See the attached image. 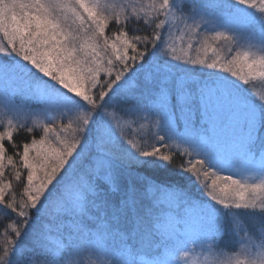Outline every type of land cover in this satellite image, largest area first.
<instances>
[{
  "label": "snow or ice",
  "instance_id": "snow-or-ice-1",
  "mask_svg": "<svg viewBox=\"0 0 264 264\" xmlns=\"http://www.w3.org/2000/svg\"><path fill=\"white\" fill-rule=\"evenodd\" d=\"M257 78L264 0H0V264H264Z\"/></svg>",
  "mask_w": 264,
  "mask_h": 264
},
{
  "label": "rangeland",
  "instance_id": "rangeland-1",
  "mask_svg": "<svg viewBox=\"0 0 264 264\" xmlns=\"http://www.w3.org/2000/svg\"><path fill=\"white\" fill-rule=\"evenodd\" d=\"M144 1H146L147 2V0H144ZM110 2H116V0H110ZM117 3V2H116ZM208 55H211V53H208ZM220 55L221 56H224L225 55V53L224 52H220ZM256 81H258V78L254 81V82H256ZM264 84V83H263ZM260 94H264V90H263V92L262 93H260ZM0 111H2V109H0ZM258 242V241H257ZM237 251H238V248H237ZM226 255H231L232 253H225ZM92 259H94L95 260V257L93 258L92 257ZM192 259L193 260H198L199 261V264H204V255L202 254V252H201V250L198 248V249H196V251L193 253V256H192ZM93 260V261H94ZM85 264H88V261L86 260L85 261Z\"/></svg>",
  "mask_w": 264,
  "mask_h": 264
},
{
  "label": "trees",
  "instance_id": "trees-1",
  "mask_svg": "<svg viewBox=\"0 0 264 264\" xmlns=\"http://www.w3.org/2000/svg\"><path fill=\"white\" fill-rule=\"evenodd\" d=\"M116 2L120 3L121 0H116ZM144 2H146V1H144ZM263 83H264V81H261V80L258 79V81L253 83L252 91L254 93H259V94L262 93L263 90H264V84ZM0 231H2V225H0ZM225 253H231V252L228 249H225Z\"/></svg>",
  "mask_w": 264,
  "mask_h": 264
}]
</instances>
